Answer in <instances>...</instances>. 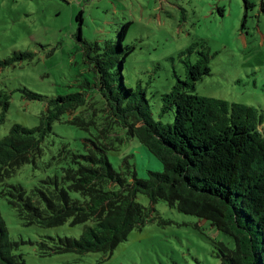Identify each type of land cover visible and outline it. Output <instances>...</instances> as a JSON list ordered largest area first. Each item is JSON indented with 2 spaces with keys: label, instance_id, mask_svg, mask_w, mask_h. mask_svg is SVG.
<instances>
[{
  "label": "trees",
  "instance_id": "trees-1",
  "mask_svg": "<svg viewBox=\"0 0 264 264\" xmlns=\"http://www.w3.org/2000/svg\"><path fill=\"white\" fill-rule=\"evenodd\" d=\"M246 11L253 4L243 0ZM94 80L80 91L49 98L23 89L29 100L45 103L39 125L14 124L0 139V183L27 164L36 165L45 153L53 123L68 115V123L88 133L82 151L63 146L52 160L58 172L39 182L30 192L21 185L0 191L25 226L55 228L70 223L84 225L79 238L50 239L40 244L42 253H102L105 256L125 242L132 231L156 220L155 205L166 202L179 212L210 221L233 239V247L215 242L220 264H264V115L253 107L229 104L196 94V83L210 75V55L194 46L181 54L186 79L177 77L170 92L161 96L164 123L153 116L147 92L127 87L122 75L134 48L122 45L128 25L117 44L84 43ZM31 58L15 53L0 60V71ZM10 95L0 93V126L10 107ZM136 140L163 165L161 172L140 178L124 158L120 170L109 159L128 141ZM146 195V207L137 201ZM0 212V264H26L17 252Z\"/></svg>",
  "mask_w": 264,
  "mask_h": 264
},
{
  "label": "rangeland",
  "instance_id": "rangeland-1",
  "mask_svg": "<svg viewBox=\"0 0 264 264\" xmlns=\"http://www.w3.org/2000/svg\"><path fill=\"white\" fill-rule=\"evenodd\" d=\"M0 0V60L15 53H29L15 66L0 71V93L10 95V107L0 126V139L14 124L39 125L45 103L29 100L23 89L56 98L80 91V85L94 80L87 50L76 35L83 12V42L117 44L128 25L122 45L134 48L123 67L127 87L144 88L153 116L164 123L173 114L161 115V96L170 92L177 77L186 79L181 54L194 46L210 55V75L196 83V94L229 104L253 107L264 115V0ZM1 112V108H0ZM69 116L53 123L45 153L36 165L27 164L0 183L21 185L30 192L39 182L58 172L52 160L63 146L82 151L88 133L68 123ZM264 128V123L262 125ZM135 165L140 178L161 172L163 165L136 140L109 153L120 170L124 158ZM137 201L151 203L139 194ZM156 220L131 232L112 254H44L40 244L52 239L79 238L84 225L67 223L55 228L25 226L7 199L0 195V212L17 252L26 264H220L215 242L233 247V239L210 221L179 212L166 202L155 205Z\"/></svg>",
  "mask_w": 264,
  "mask_h": 264
}]
</instances>
